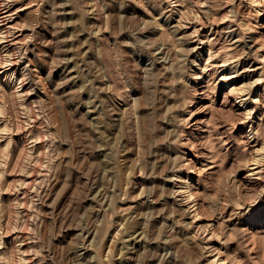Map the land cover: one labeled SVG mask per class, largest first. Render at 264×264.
<instances>
[{
	"label": "rangeland",
	"instance_id": "1",
	"mask_svg": "<svg viewBox=\"0 0 264 264\" xmlns=\"http://www.w3.org/2000/svg\"><path fill=\"white\" fill-rule=\"evenodd\" d=\"M0 9V264H264V0Z\"/></svg>",
	"mask_w": 264,
	"mask_h": 264
},
{
	"label": "bare ground",
	"instance_id": "2",
	"mask_svg": "<svg viewBox=\"0 0 264 264\" xmlns=\"http://www.w3.org/2000/svg\"><path fill=\"white\" fill-rule=\"evenodd\" d=\"M4 13V12H3ZM4 17H6V16H4ZM3 16H2V13H1V9H0V26H1V22H3ZM183 17H181V19H182ZM179 20V22H178V25H176L177 27H178V30L180 29V27L181 26H183L184 24L182 23V20ZM182 28V27H181ZM196 30H195V32H194V34H196ZM252 46V45H251ZM250 47V46H249ZM251 48V47H250ZM195 49V48H194ZM193 50V49H192ZM197 51V50H196ZM214 54V53H213ZM213 54L212 53H210V57H213ZM230 60L229 59H225V60H223V66L226 68V69H224L225 71L227 70V68H228V66L229 65H227L226 63H228ZM225 64H226V66H225ZM231 68V67H230ZM228 69V71H230L231 69ZM250 71V70H249ZM251 71H253L254 72V74L255 75H257L258 73V71H257V69H253V70H251ZM250 71V72H251ZM5 72H7V70L5 71ZM233 72V71H232ZM235 72V71H234ZM233 72V73H234ZM217 73V72H216ZM232 74V73H231ZM237 74V73H236ZM246 74V73H245ZM248 75V74H247ZM247 75H245V76H241L242 78L241 79H246L247 80V78H250V76H247ZM260 75H261V73H260ZM259 75V78H257L256 80H253V82H250V81H248L247 80V82H243V84L240 86V87H238V88H234V91H238L237 92V94L239 95L238 97H237V103L238 104H242V107H245V109H247V115L249 116V115H251V109H249V107H252V108H254L255 107V105H254V101H251V91H249V87H253V86H255V87H258L257 86V84L261 81V76ZM14 72H11L10 74H9V77L12 79V80H14ZM221 76H223L221 79H223L224 77H226V74L225 75H223V74H221ZM236 77V75L234 76V75H230L229 76V78L228 79H234ZM249 82V83H248ZM253 89H255V88H253ZM253 89H251L252 91H253ZM248 102V103H247ZM261 129V128H260ZM260 129L259 130H257V131H255V134H258L259 132L258 131H260ZM259 136V135H258ZM260 150H264V145H263V147H261L260 148ZM260 150L258 151V152H260ZM262 158L263 157H261V158H258V159H256V163H259V162H261L262 161ZM256 169H258V168H251V170L250 171H252L253 173H250L249 175H255V174H257L258 175V173H259V171H256ZM226 222V221H225ZM229 225V224H228ZM232 225V224H231ZM234 226V225H233ZM227 227V226H226ZM230 228V227H229ZM232 229H234L233 227H231ZM232 231V230H231ZM219 250V249H218ZM217 250L216 249H212L211 251H210V253L212 254V253H214V252H216ZM220 254V252L218 251V252H216V254H213V255H215V256H217V255H219ZM221 255V254H220Z\"/></svg>",
	"mask_w": 264,
	"mask_h": 264
}]
</instances>
